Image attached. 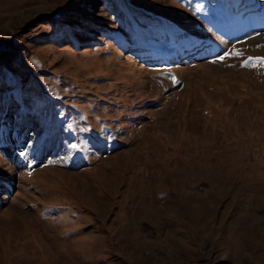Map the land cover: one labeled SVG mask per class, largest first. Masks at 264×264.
Returning <instances> with one entry per match:
<instances>
[{
    "label": "rangeland",
    "instance_id": "rangeland-1",
    "mask_svg": "<svg viewBox=\"0 0 264 264\" xmlns=\"http://www.w3.org/2000/svg\"><path fill=\"white\" fill-rule=\"evenodd\" d=\"M258 58L264 0H0V264H264Z\"/></svg>",
    "mask_w": 264,
    "mask_h": 264
},
{
    "label": "snow or ice",
    "instance_id": "snow-or-ice-1",
    "mask_svg": "<svg viewBox=\"0 0 264 264\" xmlns=\"http://www.w3.org/2000/svg\"><path fill=\"white\" fill-rule=\"evenodd\" d=\"M236 55H242L241 53H237ZM225 57H220L221 60H223ZM259 62L264 64V58H258ZM247 66V65H245Z\"/></svg>",
    "mask_w": 264,
    "mask_h": 264
}]
</instances>
